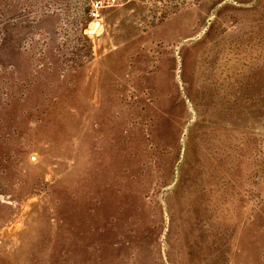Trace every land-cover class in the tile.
I'll use <instances>...</instances> for the list:
<instances>
[{"label":"rangeland","instance_id":"374dc122","mask_svg":"<svg viewBox=\"0 0 264 264\" xmlns=\"http://www.w3.org/2000/svg\"><path fill=\"white\" fill-rule=\"evenodd\" d=\"M0 0V264H264V0Z\"/></svg>","mask_w":264,"mask_h":264},{"label":"built area","instance_id":"2783aa9c","mask_svg":"<svg viewBox=\"0 0 264 264\" xmlns=\"http://www.w3.org/2000/svg\"><path fill=\"white\" fill-rule=\"evenodd\" d=\"M103 5H102V1L101 0H97L94 1L91 5V10H90V16L93 20H100V10L102 9Z\"/></svg>","mask_w":264,"mask_h":264},{"label":"water","instance_id":"95a60500","mask_svg":"<svg viewBox=\"0 0 264 264\" xmlns=\"http://www.w3.org/2000/svg\"><path fill=\"white\" fill-rule=\"evenodd\" d=\"M99 25H100V22L99 21H95L94 24H93L92 29L88 31V34L94 33Z\"/></svg>","mask_w":264,"mask_h":264}]
</instances>
